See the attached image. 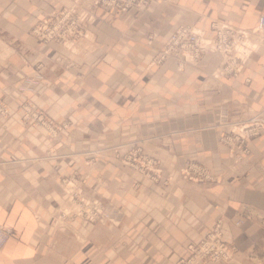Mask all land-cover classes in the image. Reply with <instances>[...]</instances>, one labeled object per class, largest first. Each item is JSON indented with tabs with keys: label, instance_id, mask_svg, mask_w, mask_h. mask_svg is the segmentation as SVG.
Instances as JSON below:
<instances>
[{
	"label": "crops",
	"instance_id": "1",
	"mask_svg": "<svg viewBox=\"0 0 264 264\" xmlns=\"http://www.w3.org/2000/svg\"><path fill=\"white\" fill-rule=\"evenodd\" d=\"M71 2L0 0V99L10 108L7 120L0 118V225L10 231L0 264H180L188 245L217 219L236 252L228 263L204 264H257L264 250V132L249 140V154L234 169L218 134L264 111V35L235 77L216 74L222 56L213 47L196 65L177 57L151 61L181 24L207 35L213 19L253 28L264 0H160L112 12L99 7L90 39L74 52L30 34L41 13ZM26 100L69 121L60 145L53 146L41 126L20 120L19 104ZM137 138L160 158L164 175L184 157L208 165L220 180L176 176L165 185L135 176L109 146ZM98 148L107 149L99 155ZM85 170L96 193L122 209L120 226L103 230L60 214L68 205L62 176Z\"/></svg>",
	"mask_w": 264,
	"mask_h": 264
},
{
	"label": "built area",
	"instance_id": "2",
	"mask_svg": "<svg viewBox=\"0 0 264 264\" xmlns=\"http://www.w3.org/2000/svg\"><path fill=\"white\" fill-rule=\"evenodd\" d=\"M153 1L159 0H72L68 6L46 12L43 20L33 30L41 38L44 37L48 41H55L74 50L79 41L87 39L91 35L89 25L95 19L96 8L100 7L112 12L115 9L126 10L129 7L142 8ZM210 27L213 32L207 35L203 29L197 26L179 25L166 39L163 46L158 49L151 64L160 65L170 57H177L181 63L196 64L207 48L213 47L222 56V72L237 75L246 60V56L249 51L253 50L255 44H253V47L246 44L248 40L252 42L249 37H251V34L264 33V12L258 15L257 23L252 29H242L217 19L211 20ZM41 124L48 126L50 130L57 127L56 124L51 122L42 121ZM236 124L238 130L235 131L231 140L239 146L236 158L240 159L242 154L248 153L246 145L248 137L252 138L264 132V113H255ZM189 168H192L191 172H194V174H202L208 177V172L204 166L191 165ZM66 179V176L62 177L60 184L68 193V200L75 203L79 202L76 205L80 206L84 199H76L77 196L74 199L72 198L73 188L70 180ZM91 200V205L98 206L96 197ZM93 220V216L89 217L90 222H93ZM240 222L241 220H238L236 223L239 224ZM9 236V229L0 225V247ZM188 249L190 256L181 259L180 263L200 264L206 260L227 261L231 260L236 252V247L223 238L221 219H218L205 232L199 242L188 245ZM260 260L264 264V254Z\"/></svg>",
	"mask_w": 264,
	"mask_h": 264
},
{
	"label": "rangeland",
	"instance_id": "3",
	"mask_svg": "<svg viewBox=\"0 0 264 264\" xmlns=\"http://www.w3.org/2000/svg\"><path fill=\"white\" fill-rule=\"evenodd\" d=\"M43 18H44V14L41 13L40 17L30 26L29 32L32 36L38 38L43 44H46L48 42H51L52 40L48 41L44 37L41 38L39 35L36 34L37 32L33 30L43 20ZM263 35L264 33L258 34V35L251 34V37L249 38L250 39L253 38L252 39L253 42L248 40L249 43L246 42V44H248L249 47H253V44L255 43L254 44L255 46L253 47V50L249 51L248 55L246 56V60L248 59L250 54L257 48V46L261 43ZM255 38L257 39L256 41H255ZM52 42H55V41H52ZM68 50H70V48ZM246 60L244 64L242 65V67L245 65ZM221 63H222V60H221ZM221 63L218 67V70L216 73L217 75L220 73L226 74L222 72L223 70L221 69ZM196 64H192V65H196ZM226 75L230 77L237 76V75L230 74V73H227ZM19 108L22 110V114L20 117V120L22 122L31 124L34 126H41L45 130L44 132H46V134L51 138L53 142V146H58L61 144L63 131L69 127V121L67 119L55 120L49 114H47L45 110L41 109L40 107L32 104L31 102L27 100L20 103ZM259 113H264V111H261ZM9 115H10V108H9L8 103L0 99V118L3 121H6ZM243 119H246V118H243ZM243 119L237 120L235 122H231L229 130L222 131L218 134L219 143L227 147V152H228L227 166L230 169L231 168L234 169L238 164L243 162L244 158L250 152L248 143L251 137H248L247 142H246L248 153L242 154L240 159L236 158V153L238 151L239 146L236 143H234L233 140H231L234 137L235 131L238 130L237 129L238 125L236 123L242 121ZM42 121L51 122L53 124H56L57 127L52 128L50 130L48 126L41 124ZM59 126H62V127H59ZM104 149H107V148L96 149L95 154H99V155L102 154L101 151ZM109 149L112 152L113 158L120 165L126 166L132 169V171L135 173V176H140L148 180L150 183H162V184L167 185L173 182L176 176L182 180L191 181V182H217L220 180V177H221L218 174H214L209 168V166L202 163L201 161L197 159L184 158V157L179 158L177 160V167L173 173L164 175L160 158L154 152H151L148 149H146L144 147L143 140L140 138H137L136 140L132 141L131 143H129L128 145L124 147L122 145H112V146H109ZM89 162H91V159L88 160V163ZM0 165H1V161H0ZM191 165H194V166L200 165L201 167L204 166L208 172L207 173L208 177L202 174L198 175L197 173L194 174V172H191V169L193 168V167L189 168V166ZM65 176L67 178L66 180L71 181V185L74 190L72 198L73 199L76 198V195H77L76 199H79V198L84 199V202L80 203V206H75L74 205L75 202H71L72 206L68 207L67 211H66V208H61L60 214H65L64 212H68L70 214L77 215L87 221H89V217L93 216L94 220L92 223L96 225L98 224L99 228L103 230H106L109 224L114 225V226H120L121 216L123 215L122 209L117 204L113 203L110 200L108 201L107 198L101 196L99 193H96L95 189H93L90 186L89 179L91 175L88 171L86 170L82 172L73 171L71 173H68L67 175H63L62 177H65ZM137 185H138L137 181L133 183L134 187H136ZM91 192H93V195L95 196L91 197ZM95 197L98 201V206L91 205V201H92L91 199L92 198L95 199ZM66 198L68 200L69 198L68 193L66 195ZM76 203H79V202H76ZM116 219L119 225L113 224V222H115ZM263 254H264V250L258 257L255 258L257 264H263L261 263V260H260L261 257H263ZM189 256L190 254L187 256V258ZM229 261L230 260H227V261L226 260L225 261L206 260L200 264H204L205 262L228 263ZM180 264H185V263L181 262Z\"/></svg>",
	"mask_w": 264,
	"mask_h": 264
},
{
	"label": "bare ground",
	"instance_id": "4",
	"mask_svg": "<svg viewBox=\"0 0 264 264\" xmlns=\"http://www.w3.org/2000/svg\"><path fill=\"white\" fill-rule=\"evenodd\" d=\"M159 1H160V0H159ZM87 39H90V37H88ZM252 39H253V38H252ZM256 40H257V39L255 38V41H256ZM252 42H253V41H252ZM248 43H249V42H248ZM254 46H255V45H254ZM75 49H76V48H75ZM207 49H208V48H207ZM206 51H207V50H206ZM74 179H75V178H74ZM76 181H77V180H76ZM76 181H75V182H76ZM70 182H71V181H70ZM78 182H79V181H78ZM73 183H74V182H73ZM77 184H78V183H77ZM73 192H74V190H73ZM76 196H77V195H76ZM71 202H72V200H71V201L68 200V205L65 207V208H66V211H67V208H68V207H71V206H72V203H71ZM74 205L77 206L76 203H75ZM78 206H79V205H78ZM79 212H80V211H79ZM65 213H68V212H65ZM74 213H75V212H74ZM68 214H69V213H68ZM77 214H78V213H77ZM80 214H81V213H80Z\"/></svg>",
	"mask_w": 264,
	"mask_h": 264
}]
</instances>
